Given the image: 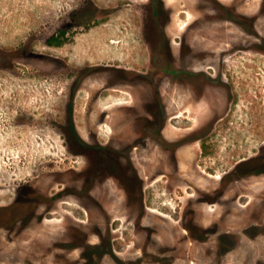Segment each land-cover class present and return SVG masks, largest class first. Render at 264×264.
<instances>
[{"label":"rangeland","instance_id":"obj_1","mask_svg":"<svg viewBox=\"0 0 264 264\" xmlns=\"http://www.w3.org/2000/svg\"><path fill=\"white\" fill-rule=\"evenodd\" d=\"M166 1L174 8L170 34L177 42L182 34L191 41L185 64L190 66L192 57L199 59L197 67L187 70L202 68L213 76L219 71L227 87H208L202 102L205 107H181L168 129L173 135L197 129L198 120L207 114L205 104L214 105L219 118L212 132L216 153L207 160L219 163L218 173L227 171L256 155L264 144V53L247 47L264 41V16L246 32L228 20L236 18L231 13L234 6L256 15L261 0ZM147 6L148 0H0V223L13 222L7 229L0 227V264H62L55 259L64 257L63 252H52L51 244L64 228L69 227L75 237L83 231L100 232V192L91 201L74 180L72 165L81 168L86 158L69 152L63 126L72 118L77 133L87 141L93 136L103 141L114 134L113 129L132 130L126 123L118 126L121 110L139 105L147 94L146 85L131 73L149 69L144 40H149L150 33L142 27L151 25ZM153 23L148 30L156 33L158 24ZM189 25L196 29L189 30ZM58 34L63 43L50 44L48 40ZM223 47L228 50L222 52H236L216 56ZM104 114L108 116L103 123ZM200 151L199 144H193L186 159L200 158ZM25 183L43 191L45 199L46 194L58 195L40 223H18L20 206L5 210ZM166 183L167 177L160 176L147 188L151 202L146 209L168 218L173 211L170 197L179 194V189L169 194ZM69 190L76 193L69 194ZM263 190V175L241 178L209 213L216 211L222 221L233 207V214L222 222L238 230L249 215L247 201L259 200ZM180 192L193 205L195 190L186 187ZM116 217L113 233L125 238L116 239V251H140L141 233L131 224L125 227V214ZM77 257L78 251L68 257L72 263L67 264H76ZM225 264H264V235L242 241Z\"/></svg>","mask_w":264,"mask_h":264},{"label":"flooded vegetation","instance_id":"obj_2","mask_svg":"<svg viewBox=\"0 0 264 264\" xmlns=\"http://www.w3.org/2000/svg\"><path fill=\"white\" fill-rule=\"evenodd\" d=\"M147 10L152 17L151 25L142 27L150 33L149 40H144L149 54V69L141 74L131 72L146 85L147 94L139 105L121 110L122 119L118 126L121 128V124L126 123L132 130L121 131L117 128L115 132L116 129H113L114 134L103 141L93 136L91 142L77 133L72 118L66 123L71 126L72 133V136L65 135L69 152L74 157L86 158L81 168L72 165L74 180L80 182L79 186L86 193L85 198L91 201L95 200L93 197L96 198V191L99 190L102 227L100 232L83 231L77 237L69 227L64 228L60 237L51 244L52 252L60 250L64 255L55 259L57 263H69L68 257L78 251V257L74 259L77 260L76 264H225L227 257L239 249L242 241L264 235V190L259 200L247 201L250 203L249 215L246 224L238 230L226 228L222 222L233 214V207L225 213L222 221L216 211L209 213L210 207L224 202L220 198L231 191L236 181L264 176V144L256 155L244 158L233 168L218 173L219 163L207 160L215 157L212 132L219 120L215 112L217 109L211 104H205L207 114L205 119L198 120L197 129L180 135L171 134L168 127L172 118L177 117L174 112L187 105L204 108L202 102L208 87H227L221 83L219 71L213 76L200 67L197 71L187 70L192 66L197 67L195 62L199 59L192 57L190 66L185 64L188 58L185 57L187 43L191 41L182 34L177 42L170 34L174 8L166 0H148ZM231 13L237 18H228L232 27L244 32L251 31V28L258 26L256 22L259 18L264 16V0L260 1L256 15L239 12L238 6H234ZM154 20L158 24L154 27L156 33L148 30ZM186 28L191 31L196 29L190 28V25ZM151 35L153 38L150 39ZM57 36L60 37L59 34ZM142 37H145L144 34ZM263 43L247 47L264 53ZM241 47L236 46V49ZM236 49L222 52L228 49L220 48L216 56L226 57L235 53ZM200 64H203L201 59ZM175 93L176 96L172 97ZM107 116L103 115V123ZM195 143L201 149L200 158L188 161L186 155ZM88 152L90 157H87ZM160 176L167 177L165 187L169 194L179 189V194L170 197L173 211L167 214L168 218L151 214L146 209L148 202H151L147 200V188ZM186 187L193 188L197 193L193 205H189L180 192ZM72 190H69V194L76 193ZM44 195L34 185L25 183L5 205V210L11 211L15 206H20L22 210L17 218L18 223L28 220L40 223L54 208L53 196H58L46 194L45 199ZM233 203L234 199L228 202L229 205ZM120 214L126 216L125 227L131 224L143 236L141 245L139 243L140 251H135V248L127 249L126 254L116 251V244L119 243L116 239H125L122 234L116 236L113 233L114 220ZM12 223H0V227L7 229ZM92 236H96V241H92ZM135 244L138 245V242Z\"/></svg>","mask_w":264,"mask_h":264},{"label":"trees","instance_id":"obj_3","mask_svg":"<svg viewBox=\"0 0 264 264\" xmlns=\"http://www.w3.org/2000/svg\"><path fill=\"white\" fill-rule=\"evenodd\" d=\"M61 33H64V31H61ZM48 42L52 45H60L63 43V39H61V37L57 36V35H53L49 40ZM65 128L64 130V133L66 136H72V133H71V126L68 125V124H65L63 126Z\"/></svg>","mask_w":264,"mask_h":264}]
</instances>
